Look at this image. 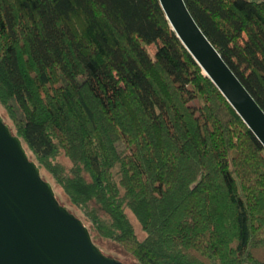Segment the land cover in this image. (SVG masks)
I'll return each instance as SVG.
<instances>
[{
	"label": "trees",
	"instance_id": "1",
	"mask_svg": "<svg viewBox=\"0 0 264 264\" xmlns=\"http://www.w3.org/2000/svg\"><path fill=\"white\" fill-rule=\"evenodd\" d=\"M185 1L264 109V0ZM0 110L96 243L264 264V145L160 0H0Z\"/></svg>",
	"mask_w": 264,
	"mask_h": 264
},
{
	"label": "water",
	"instance_id": "2",
	"mask_svg": "<svg viewBox=\"0 0 264 264\" xmlns=\"http://www.w3.org/2000/svg\"><path fill=\"white\" fill-rule=\"evenodd\" d=\"M180 39L264 145V109L224 59L185 0H160ZM0 264H125L60 204L0 110Z\"/></svg>",
	"mask_w": 264,
	"mask_h": 264
},
{
	"label": "rangeland",
	"instance_id": "3",
	"mask_svg": "<svg viewBox=\"0 0 264 264\" xmlns=\"http://www.w3.org/2000/svg\"><path fill=\"white\" fill-rule=\"evenodd\" d=\"M47 177L50 178L49 175ZM61 195L63 196V193H61ZM132 218L134 220L138 235L140 236V238H144L145 231L142 229L141 224L139 223L135 215L132 214ZM98 245L103 250L106 256L114 257L118 259L120 262L125 264H138L135 261L133 255L129 254L119 243H117L112 239L100 238L98 240ZM245 264H256V263L246 262Z\"/></svg>",
	"mask_w": 264,
	"mask_h": 264
}]
</instances>
